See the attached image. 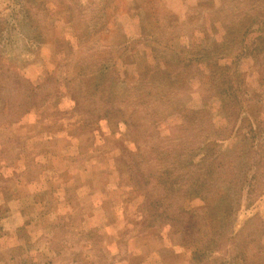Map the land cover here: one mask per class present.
Returning <instances> with one entry per match:
<instances>
[{
  "label": "rangeland",
  "instance_id": "obj_1",
  "mask_svg": "<svg viewBox=\"0 0 264 264\" xmlns=\"http://www.w3.org/2000/svg\"><path fill=\"white\" fill-rule=\"evenodd\" d=\"M222 2L0 0V264H264L260 173L258 196L241 190L223 229L227 201L218 200L217 214L198 200L184 202L194 218L174 223V212L160 207V188L140 190L148 149L172 143L163 144L158 129L176 115L170 104L202 101V87L220 82V64L257 86L258 61L235 54L231 67L233 48L228 61L220 57L229 46L217 21L220 10L232 11V0ZM192 52L185 81L154 88L165 97L142 94L128 103L144 67L177 72ZM166 106L171 118L144 109L164 113ZM258 117L264 122V107ZM191 153L196 162L201 153Z\"/></svg>",
  "mask_w": 264,
  "mask_h": 264
},
{
  "label": "trees",
  "instance_id": "obj_2",
  "mask_svg": "<svg viewBox=\"0 0 264 264\" xmlns=\"http://www.w3.org/2000/svg\"><path fill=\"white\" fill-rule=\"evenodd\" d=\"M229 1L224 0L222 3ZM230 4H222V6ZM212 5L218 8L213 1ZM230 8H232L231 12L220 10V19L217 21L220 22L221 31L225 33L224 41L229 46L220 47V57L228 61L233 48L231 67L237 66L234 64L235 54L239 55L241 61H258V65H254L256 68L254 72L258 75L257 86L250 87L245 83L244 78L239 79L236 68L226 69L222 68L225 64H220V82L216 80L202 87L200 90L201 96H204L202 101L196 105H178L179 108L175 107L174 103L168 106V110L176 112V115L170 124L160 123L158 129L162 143L164 138L172 143L167 146L166 150L159 149L156 144L148 149L152 157L151 160L145 162L150 163L148 164V175L139 179L145 180L142 183L146 189L137 185L140 181H137L138 179L134 176L131 178L134 180L132 182L143 192H151L148 187L150 184L161 189L160 207L165 208L164 213H168L167 209L175 213V215L169 213L173 215L170 218L174 219V223L184 216L191 217V220L194 218L195 212L190 208H184V202L190 203L198 200L201 205L208 208L211 214H217L220 213L218 200H224L228 203L225 207L226 212L231 216L221 218L220 228L223 229L227 221L232 220L233 210L239 205L238 199L240 198L237 195L242 190L250 198H256L261 188L259 183L261 179L256 178V173L264 177V143L259 139L261 131L264 130V122L261 120L262 117H258L264 107V15L262 13L264 0H242L241 3L240 0H232ZM236 29L237 33L234 35ZM230 30L233 32L234 39L227 34ZM226 51L229 53L221 56ZM203 52L206 53L207 49ZM192 55L193 52L185 57L186 60L183 58V67H179L177 72L171 70L173 67H167L169 70L167 73L158 67H144L141 73L139 72L140 74L134 78L136 87L135 91L130 93L128 103L132 104L133 98L142 94L149 95L150 100H154L158 94L165 97V94L162 95L157 89L163 88L166 84L178 86L186 68L185 61H189ZM201 62L202 60H197L196 64ZM183 80L185 81L184 78ZM144 109L151 110V116L154 115L159 119L163 118V114L171 118L167 106L164 113L157 111L156 108ZM119 110L113 109V112L117 113ZM191 140L192 145L188 147L187 143ZM225 145L228 150L224 147ZM216 146H219L218 151L215 150ZM232 146L237 149L233 160L230 159ZM194 150L201 153L196 162L192 157L194 153H191ZM141 154L145 152L141 151ZM148 177L156 178V181L153 182ZM138 187L135 188L136 191L139 190ZM224 191H227V194L232 193L230 201L229 198L224 197ZM138 194L143 193L138 192ZM175 199L182 201L178 204L175 203ZM171 202L175 203V206H172ZM164 213L161 212V214ZM253 219L254 216L250 217L246 224ZM242 229L243 227L229 237L235 239ZM212 230L215 234L217 228L214 227Z\"/></svg>",
  "mask_w": 264,
  "mask_h": 264
},
{
  "label": "crops",
  "instance_id": "obj_3",
  "mask_svg": "<svg viewBox=\"0 0 264 264\" xmlns=\"http://www.w3.org/2000/svg\"><path fill=\"white\" fill-rule=\"evenodd\" d=\"M135 190V189H134ZM138 193V192H137Z\"/></svg>",
  "mask_w": 264,
  "mask_h": 264
}]
</instances>
